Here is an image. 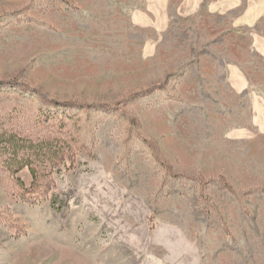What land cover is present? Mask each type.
Instances as JSON below:
<instances>
[{"label": "rangeland", "instance_id": "obj_1", "mask_svg": "<svg viewBox=\"0 0 264 264\" xmlns=\"http://www.w3.org/2000/svg\"><path fill=\"white\" fill-rule=\"evenodd\" d=\"M0 83L72 150L0 154V264H264V0H0Z\"/></svg>", "mask_w": 264, "mask_h": 264}, {"label": "trees", "instance_id": "obj_2", "mask_svg": "<svg viewBox=\"0 0 264 264\" xmlns=\"http://www.w3.org/2000/svg\"><path fill=\"white\" fill-rule=\"evenodd\" d=\"M5 84V83H0V87ZM7 85L13 86L15 88H18L20 90H24V91H29L27 89V87L18 84L16 81L12 80L10 82H8ZM3 87V86H2ZM143 93V92H142ZM40 101L42 103V105H47V110L44 109V111H46L48 114H50L52 111H60L58 113V116L60 117L61 121L58 123L63 122V127L64 125V118H70V115H59L62 114L64 112H68L70 114L71 111H74L73 109L77 108V106L72 103V102H65V103H60V102H56V101H48L45 100L43 98H40ZM59 109V110H58ZM79 109V108H78ZM45 113V112H44ZM39 118V117H38ZM37 118V119H38ZM4 134L0 135V154H11L13 156V158H16L17 153L22 150V151H27V153L30 151L31 156L29 157H35V159L37 161L40 162H44L45 159H52L54 161V163L56 164L57 160L61 159L62 157H65L66 154H68L69 156L72 153V150L70 149V152H67L66 154H63V148L59 142V144H57L56 141H42V142H38V144H32V142L29 143V140H24V139H20L17 138L16 136L12 135V136H3ZM7 137V138H5ZM9 144V145H8ZM16 150V152L14 151ZM27 153L24 154L23 157H27ZM6 165V164H5ZM19 166H17L18 168L16 170L13 171V173H17L18 170L22 169L23 167L27 166L29 167V171L32 175L33 178V182L31 185L32 189L34 187V185L37 182V172L33 169L32 163L28 162V163H24L23 164H19ZM11 166L8 164V168L10 169ZM17 183L20 185L21 182H19L17 180ZM20 188L23 190V197L25 196V194L27 193H32V191L30 189H24V186L20 185Z\"/></svg>", "mask_w": 264, "mask_h": 264}]
</instances>
